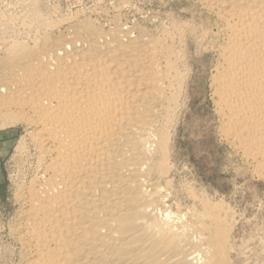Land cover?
Here are the masks:
<instances>
[{
  "label": "bare ground",
  "instance_id": "obj_1",
  "mask_svg": "<svg viewBox=\"0 0 264 264\" xmlns=\"http://www.w3.org/2000/svg\"><path fill=\"white\" fill-rule=\"evenodd\" d=\"M191 3L198 25L153 30L118 10L50 22L33 3L30 22L51 32L27 42L0 27V120L29 139L14 264H264V243L241 255L230 206L187 184L181 204L169 179L195 47L211 49L220 142L264 181V0Z\"/></svg>",
  "mask_w": 264,
  "mask_h": 264
},
{
  "label": "rangeland",
  "instance_id": "obj_2",
  "mask_svg": "<svg viewBox=\"0 0 264 264\" xmlns=\"http://www.w3.org/2000/svg\"><path fill=\"white\" fill-rule=\"evenodd\" d=\"M28 1L0 0V27L6 29L8 27V30L14 31L15 35L18 30L23 29L21 34L18 33L19 35H17L21 38L16 37L21 39L20 41L27 42L35 36L39 37V33L45 35L50 31H46L48 28L42 25L43 22L38 23V26L31 23L32 21L35 22L31 15L33 3L37 5L44 17L47 16L46 18L50 22L62 20L63 17H65L63 20L68 21L76 16L103 20L108 18L109 14L110 16H113V13L116 15L118 10V13H123L121 16L124 22L125 20L128 23L138 22V24L153 28V30H157L164 22L167 23L170 17L179 23L182 20H188L189 22L192 21L193 25H198L200 15L198 7L195 8L191 0ZM7 16L10 20L12 19L10 22L7 20L10 25L6 22ZM4 21L6 25L2 24ZM10 26L13 28L12 30ZM40 28L45 29L41 31ZM23 32H25L24 37L22 36ZM2 48L0 45V51ZM196 50L195 47L191 50L192 74L188 82L184 105L176 119V126L174 125L172 130L174 133L172 134L170 163L173 166H171L173 172L171 170L169 179L173 182V198L176 201H182L181 204H185L188 198L182 189V185L187 184L199 192L205 190L211 196L215 194L214 197L217 201L223 200L224 204L230 206L235 214L233 239L235 243L241 246V255H247L264 243V181L256 179L248 173L249 171H245L247 170L246 165H242L240 158L233 154L224 143L220 142L216 133L217 124L208 83V71L212 60L211 49L201 52ZM27 130L26 124H20L16 121H10L9 124L1 123L0 120V264H14L16 260V256L14 254L9 255L7 251L13 250L15 246L9 235V228L16 219L15 214L18 209L17 203L14 202L15 189H17L19 180L27 173V161L30 160L28 155L27 157L19 150L21 146L26 147L29 144V139L25 133ZM17 147L19 148L17 149ZM22 163H25V167L22 166ZM174 202L173 199L170 203L174 204Z\"/></svg>",
  "mask_w": 264,
  "mask_h": 264
}]
</instances>
